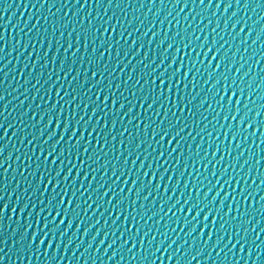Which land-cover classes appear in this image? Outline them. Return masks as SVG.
Wrapping results in <instances>:
<instances>
[{"label": "water", "instance_id": "obj_1", "mask_svg": "<svg viewBox=\"0 0 264 264\" xmlns=\"http://www.w3.org/2000/svg\"><path fill=\"white\" fill-rule=\"evenodd\" d=\"M0 264H264V0H0Z\"/></svg>", "mask_w": 264, "mask_h": 264}]
</instances>
